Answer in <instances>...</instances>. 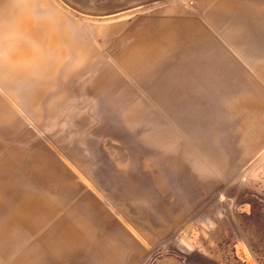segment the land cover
Instances as JSON below:
<instances>
[{"label":"rangeland","instance_id":"obj_1","mask_svg":"<svg viewBox=\"0 0 264 264\" xmlns=\"http://www.w3.org/2000/svg\"><path fill=\"white\" fill-rule=\"evenodd\" d=\"M19 1L81 48L46 68L13 33L0 46L25 64L13 83L0 67V167H15L0 222L37 208L36 264H264V79L249 57L264 25L250 0Z\"/></svg>","mask_w":264,"mask_h":264},{"label":"bare ground","instance_id":"obj_2","mask_svg":"<svg viewBox=\"0 0 264 264\" xmlns=\"http://www.w3.org/2000/svg\"><path fill=\"white\" fill-rule=\"evenodd\" d=\"M34 9L32 5L22 4L19 0L0 1V46H7L6 40L8 41L7 38L10 37L9 33H13L18 40L23 38L19 42V45H23L27 52L32 50L34 53L32 59L28 58V60H25L27 65L32 62L33 66L41 65L46 68H57L69 65V63H78L81 59L79 58V50L81 49L79 45L63 35L61 26L54 25L48 18L37 17ZM246 13L253 17L257 23L264 25V0H250L247 2ZM27 39L35 41L37 45L32 46ZM19 45L16 48L17 53L11 52L12 49H8L7 53L0 52V67L8 72L7 80L10 83H13L11 81L15 82L21 79V73L19 72L21 68H17L16 66H25L20 59ZM241 51L246 52V48L241 47ZM200 56L198 55V57ZM222 57L224 58L225 56ZM249 57L256 64L257 69L264 73V53L250 55ZM254 58H258L257 61ZM221 64L228 72L232 73L234 71V62L228 56L221 61ZM237 78L241 81V84L245 83L241 75H238ZM246 87L248 88V86ZM237 101L235 99H229L227 101L229 102V106H226L228 113L233 114L237 110L240 102L238 107L237 105H232V102L235 104ZM162 140L164 139L162 138ZM154 142L156 144H163L159 139H155Z\"/></svg>","mask_w":264,"mask_h":264},{"label":"crops","instance_id":"obj_3","mask_svg":"<svg viewBox=\"0 0 264 264\" xmlns=\"http://www.w3.org/2000/svg\"><path fill=\"white\" fill-rule=\"evenodd\" d=\"M258 58H254L255 61H257ZM251 60V59H250ZM253 70L257 72L261 77L264 79V73L259 71L256 67V64L252 62ZM255 68V69H254ZM241 77L243 79H246L247 74L244 71H240ZM4 108V105L0 99V111ZM236 111V110H235ZM256 125L257 121L254 122ZM9 153L3 154L0 156V161H4L5 159L9 158ZM1 166V164H0ZM3 171L0 173V183L2 181L9 180L11 177H13V169L15 167H0ZM11 212H8L9 216L3 218V220L0 222V264H17L18 260H21L25 262L26 264H36L37 263V256L40 255V252L42 250H37V223H39V220L36 218L37 215V208L24 206L22 207L19 204H12L10 205ZM31 209L32 212L30 215H24L25 210ZM23 212V213H22ZM51 212V211H50ZM46 214V213H45ZM23 216V217H22ZM34 234L33 243H30L31 235ZM23 237L26 240V244H20L16 243L14 241H10V238L15 237ZM75 250V248H74ZM74 250L69 252V255L74 254ZM16 252H18V255H15ZM77 252V250H75ZM44 254V253H43ZM109 262L110 259L113 257L117 258L120 257V259L124 256L123 250H118L116 247H114L111 251L107 253ZM16 257L13 260L10 259L11 257ZM88 256H93L89 255ZM98 258L95 259L93 256L90 261H87L88 264H101L102 260H100V255L97 254ZM10 257V258H9ZM18 259V260H17ZM95 259V260H94Z\"/></svg>","mask_w":264,"mask_h":264}]
</instances>
